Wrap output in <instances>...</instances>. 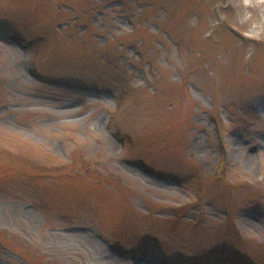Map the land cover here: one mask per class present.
Listing matches in <instances>:
<instances>
[{
	"label": "rangeland",
	"instance_id": "rangeland-1",
	"mask_svg": "<svg viewBox=\"0 0 264 264\" xmlns=\"http://www.w3.org/2000/svg\"><path fill=\"white\" fill-rule=\"evenodd\" d=\"M0 264H264V0H0Z\"/></svg>",
	"mask_w": 264,
	"mask_h": 264
}]
</instances>
